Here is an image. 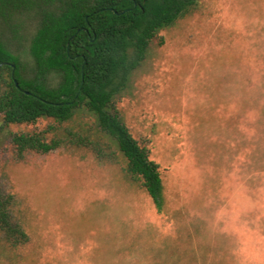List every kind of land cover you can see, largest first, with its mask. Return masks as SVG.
Returning <instances> with one entry per match:
<instances>
[{
    "label": "rangeland",
    "instance_id": "374dc122",
    "mask_svg": "<svg viewBox=\"0 0 264 264\" xmlns=\"http://www.w3.org/2000/svg\"><path fill=\"white\" fill-rule=\"evenodd\" d=\"M114 104L159 164L163 212L92 113L11 124L0 186L29 240L0 228V264H264V0H196ZM34 132L64 142L20 153L12 134Z\"/></svg>",
    "mask_w": 264,
    "mask_h": 264
},
{
    "label": "trees",
    "instance_id": "16d2710c",
    "mask_svg": "<svg viewBox=\"0 0 264 264\" xmlns=\"http://www.w3.org/2000/svg\"><path fill=\"white\" fill-rule=\"evenodd\" d=\"M196 0H0V133L11 124L84 110L127 159V174L164 210L159 164L133 136L114 102L145 60L158 32L189 13ZM1 63H5L1 65ZM79 144L89 141L70 132ZM20 153H47L64 140L45 132L12 134ZM100 158V139L90 140ZM13 196L0 186V228L13 246L27 232L14 218Z\"/></svg>",
    "mask_w": 264,
    "mask_h": 264
},
{
    "label": "water",
    "instance_id": "95a60500",
    "mask_svg": "<svg viewBox=\"0 0 264 264\" xmlns=\"http://www.w3.org/2000/svg\"><path fill=\"white\" fill-rule=\"evenodd\" d=\"M5 63H1V65H4Z\"/></svg>",
    "mask_w": 264,
    "mask_h": 264
}]
</instances>
